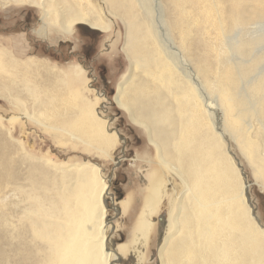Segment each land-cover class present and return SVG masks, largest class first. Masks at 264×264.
<instances>
[{"label": "bare ground", "instance_id": "1", "mask_svg": "<svg viewBox=\"0 0 264 264\" xmlns=\"http://www.w3.org/2000/svg\"><path fill=\"white\" fill-rule=\"evenodd\" d=\"M0 1L2 8L36 5L57 38L76 24L110 30L92 0ZM97 1L123 27L128 73L113 100L146 140L138 209L128 217L136 264L144 247L136 243L144 242L157 212L164 215L158 264H264V228L244 174L222 143L226 132L264 169V0ZM4 45L0 95L22 97L21 86L34 109L29 115H54L55 138L95 146L109 157L118 135L87 107L70 108L65 122L56 119L75 95L67 89L70 74L39 59H18ZM9 176L0 170V182ZM26 180L28 188L0 185V203L16 190L26 201L15 224L0 212V264L120 261L107 235L109 192L97 165L37 160Z\"/></svg>", "mask_w": 264, "mask_h": 264}, {"label": "rangeland", "instance_id": "2", "mask_svg": "<svg viewBox=\"0 0 264 264\" xmlns=\"http://www.w3.org/2000/svg\"><path fill=\"white\" fill-rule=\"evenodd\" d=\"M97 2L92 0L94 5H100L110 30L103 32L76 24L66 38H57L54 28L41 21L42 14L36 5L11 3L4 8L0 6V45L5 44L18 59H39L61 74H70L73 83L66 88L75 95L68 99L69 104L63 108L65 110L61 109L62 114L56 119L65 122L71 116L70 108L87 107L106 122L108 130L117 133V145L109 152V157H103L95 146L74 143L66 136L55 138L52 131L54 115H49L46 120H40L37 112L34 116L29 115L34 109L20 86L22 97L0 95V170L10 175L0 185L14 187L16 184L28 188L26 171L31 162L37 163V160L56 165L77 162L97 165L109 192L105 197L109 222L107 235L111 238L112 248L122 254L117 264H136L130 253L128 217L134 216L138 209L140 198L136 189L139 178L145 174V164L139 157L146 140L113 100L117 84L128 73L126 57L121 50L123 27L106 6ZM212 128L217 130L216 126ZM222 143L231 153L237 170L244 174L249 203L264 228V176L260 174L264 169L248 158L238 140L226 132ZM7 161L11 168H5ZM1 201L0 212L8 216L10 223L23 220L26 201L17 190L16 193L9 192V196ZM163 225V213H155L144 242L136 243L144 246L139 264H158L157 248Z\"/></svg>", "mask_w": 264, "mask_h": 264}]
</instances>
